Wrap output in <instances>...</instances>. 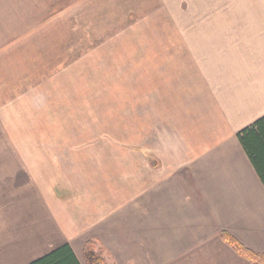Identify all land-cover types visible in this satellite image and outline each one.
<instances>
[{
    "label": "crops",
    "instance_id": "1",
    "mask_svg": "<svg viewBox=\"0 0 264 264\" xmlns=\"http://www.w3.org/2000/svg\"><path fill=\"white\" fill-rule=\"evenodd\" d=\"M151 7L111 35L123 53L142 47L129 39L142 27L166 37V64L158 49L155 64H135V95L121 99L134 103L120 110L131 135L113 149L88 131L57 139L61 79L18 64L17 2L0 0V145L6 130L18 154L0 158V264H35L65 245L81 264L88 241L106 264H252L221 232L264 254V188L236 137L264 116V0Z\"/></svg>",
    "mask_w": 264,
    "mask_h": 264
},
{
    "label": "rangeland",
    "instance_id": "2",
    "mask_svg": "<svg viewBox=\"0 0 264 264\" xmlns=\"http://www.w3.org/2000/svg\"><path fill=\"white\" fill-rule=\"evenodd\" d=\"M142 1L127 0V4H123L126 0H108L105 4L104 0H95V3L93 0H16L17 33L24 30L16 35V59L23 57L18 64H32L33 71L41 70L45 77L61 79V97L57 100L64 108L60 122L64 132H58L57 139L72 138L88 131L89 140L105 142L113 148L131 135L121 131L120 110L126 103L133 104L134 100L121 99L134 97L135 64H155L157 47L160 50L166 48V37H151L142 27L141 37H129L132 47H135V41L142 42V47L137 52L123 53L120 51L121 38L111 35L119 33L121 26L127 24L130 27L136 23L141 14H147V7L157 2ZM147 2L152 5H141ZM151 10L161 15L183 11V5H154ZM39 12L43 16H39ZM110 16L111 22L107 21ZM165 23L160 22L163 33H166ZM33 25H37L38 30H33ZM27 26H32L33 32H29ZM159 49V64H166V52ZM16 121L25 122L22 117ZM8 136L6 130L2 132L1 142H7ZM46 136L42 140L56 139L52 134ZM20 137L29 142L34 140L29 134H20ZM5 142L0 145V158L18 155L5 147ZM27 150L30 151V147ZM80 262L84 264L82 259Z\"/></svg>",
    "mask_w": 264,
    "mask_h": 264
},
{
    "label": "trees",
    "instance_id": "3",
    "mask_svg": "<svg viewBox=\"0 0 264 264\" xmlns=\"http://www.w3.org/2000/svg\"><path fill=\"white\" fill-rule=\"evenodd\" d=\"M237 140L253 167L259 181L264 188V116L255 121L251 126L237 134ZM219 237L233 251L252 264H264V254L252 252L239 243L227 232H221ZM84 264H106L97 249L95 242L88 241L83 246ZM35 264H80L73 255L68 245L62 246L49 255L43 257Z\"/></svg>",
    "mask_w": 264,
    "mask_h": 264
}]
</instances>
